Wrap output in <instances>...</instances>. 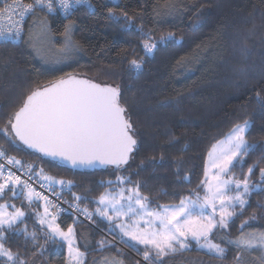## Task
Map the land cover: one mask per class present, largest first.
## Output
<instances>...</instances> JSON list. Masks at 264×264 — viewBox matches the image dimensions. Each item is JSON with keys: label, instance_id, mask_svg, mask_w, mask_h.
I'll use <instances>...</instances> for the list:
<instances>
[{"label": "trees", "instance_id": "trees-1", "mask_svg": "<svg viewBox=\"0 0 264 264\" xmlns=\"http://www.w3.org/2000/svg\"><path fill=\"white\" fill-rule=\"evenodd\" d=\"M6 1L0 0V7ZM90 3L92 7L78 6L67 18L35 8L27 15L20 38L0 41V129L33 88L67 73L77 74L120 89L121 103L137 140L128 163L120 168H72L32 151L18 139L10 142L3 131L0 148L7 156L21 160L25 167L18 168L33 179L43 182L48 176L65 181L63 185L50 183V187L78 211L87 208L93 212L90 222L68 212L57 214L62 228L73 226L77 245L84 253L83 264H146L143 248L138 252L122 242L108 221L95 213L99 196L107 190L136 187L156 209L201 193L209 150L245 119L251 122L245 138L256 148L244 156L242 163L235 162L229 174L243 179L255 166L249 179L253 185L264 186L259 172L264 167V106L257 99V93L264 97V0ZM110 9L120 17L127 12L133 25L123 27V19L116 23ZM38 19L47 20L57 37L56 44H60L65 26H73L72 37L79 53L68 64L55 62L54 67H48L34 56L28 34L30 22ZM140 25L144 32L151 30L153 37L172 32L175 39L161 43L152 55H145L142 44L146 37L141 35ZM133 59L141 61V69L130 68ZM118 177L125 178L124 182ZM17 192L12 197L6 190L0 203H7L9 212L21 209L25 216L4 231L5 238L0 242L17 256V264L20 260L26 264H68L65 243L48 240L47 226L40 224L37 213L42 214L45 201L33 198L29 202L26 190L21 192L19 186ZM75 196L87 199L76 200ZM248 201L243 213L224 232L231 238L239 235L241 222L253 216L255 220L246 228L264 230V191L254 190ZM102 240L112 243L101 246ZM219 241L226 249L222 258L191 241L186 250L163 257V264H212L208 262L211 259L218 264H239V253H243L245 264H260L251 257L252 251L241 252L225 240ZM107 254L112 257L108 259ZM103 255V262L96 260ZM5 261L0 257V264Z\"/></svg>", "mask_w": 264, "mask_h": 264}, {"label": "snow or ice", "instance_id": "snow-or-ice-1", "mask_svg": "<svg viewBox=\"0 0 264 264\" xmlns=\"http://www.w3.org/2000/svg\"><path fill=\"white\" fill-rule=\"evenodd\" d=\"M37 5L46 8L48 13H55L58 5L65 18L72 15L78 5L92 7L90 0H56V3L54 0H34V3L18 5L21 9L20 20L12 21L11 26L7 28L0 26V41L8 42L20 38L24 16L33 14ZM10 10L11 5H8L0 9V15ZM109 13L116 23L123 19L125 28L134 23L127 12H124L122 17L116 16L111 9ZM71 27L70 24L66 25L63 35L66 43L75 44L70 36ZM139 30L141 35L146 37L142 50L148 56L152 55L161 43L175 39L172 32L156 38L151 35V30L144 32L143 25L139 26ZM49 34L50 29L46 24L43 25L41 35ZM141 67V61H130V68L139 70ZM257 99L264 106V97L257 93ZM250 128L251 122L245 119L242 123L235 124L225 139L213 146L209 153L210 168H205V179L201 181L205 190L203 198L197 193L195 200L184 198L177 205H160L158 210L148 211V197L142 196L138 188L129 190L135 198L133 195L125 197L124 189H121L118 193L101 194L98 203L102 207L96 208L95 213L110 222V229H118L121 241L129 247L140 252L138 246L142 245V256L146 264H163V257L189 248L190 240H194L198 247L206 248L222 258L226 249L215 243L214 237L225 240L241 252L264 251V230L244 231V228L249 227L255 220V216L241 222L240 233L234 239L218 235V232L229 228L238 214L243 213L249 203L246 197L256 189L264 191V186L253 185L249 179L255 166L248 169V175L243 179L224 178L235 166V162L242 163L244 156L255 150L256 145L250 144L245 138ZM0 131H3L12 143L18 139L29 148L69 160L74 166L99 162L120 168L128 163L130 154L137 145L134 126L127 115L126 107L121 103L120 89L109 84L96 83L92 79L79 78L72 73H67L44 87L33 88L21 105L8 114L7 123ZM0 157H6L9 165L25 167L21 160L7 156L2 148ZM27 167L30 169L31 164ZM4 168L5 165L0 164V177H3V182L0 183V197L6 190L11 191L12 197H16L19 186L21 192L26 190L29 202L33 198L44 200L43 214L37 215L40 216V224L47 226V239L53 243L66 242L69 264H83L84 253L76 247L74 228L69 226L67 231H64L56 223L57 216L49 211L52 202L48 197L35 191L27 180H22L15 172L9 170L5 175ZM210 169H215V173L210 174ZM259 172L264 181V167H260ZM117 179L124 182L125 178ZM58 183L63 185L65 181L60 180ZM67 183L71 184V181ZM232 192L235 194L230 195ZM75 199L87 197L75 196ZM8 207L7 203L0 204V241L5 238L4 231L13 228L17 221L25 216V212L15 208V205H11L15 208L12 212L7 210ZM237 208L240 213H237ZM83 213L89 219L93 215L87 208L83 209ZM122 217H128L131 222L121 220ZM132 217L136 219L133 220ZM32 238L35 240V233ZM99 243L103 246L112 242L102 240ZM0 256L6 257L4 264H17V256L5 248L3 242H0ZM19 264L26 262L20 260ZM117 264L123 262L118 261Z\"/></svg>", "mask_w": 264, "mask_h": 264}, {"label": "rangeland", "instance_id": "rangeland-1", "mask_svg": "<svg viewBox=\"0 0 264 264\" xmlns=\"http://www.w3.org/2000/svg\"><path fill=\"white\" fill-rule=\"evenodd\" d=\"M45 24L50 29L49 24H48L47 20H45V19H41L38 22L36 20H32L30 22V28H29V34H28V43L30 45L31 51H33V54H34V56L37 57V59H39V60L42 61V63H43L44 66L54 67L55 66V62H58V63H63L64 62V64H68V62L70 61V59H72L77 53H79L78 52L79 46L78 47L76 46L78 44L74 41V39L72 37L73 26L70 24L72 26L71 27V31H70V36H71V40L73 42H75V44L66 43L65 42L64 35H62V36L59 37L60 44H56L55 40H56L57 37L55 35H53L51 33V31H50V34L47 35V36H42L41 35L42 27ZM56 65H58V64H56ZM229 132L230 131H228V133ZM227 134L224 137H222L221 139H219L218 141H216L212 145V147L209 150V152L207 154V157H206L205 168L206 167L210 168V157H209V153L212 151L213 146L214 145H217V143L219 141L224 140L225 137L227 136ZM215 171H216L215 169H210V174H214ZM204 172H205V170H204ZM45 177H47V176H45ZM229 177H232V175H230L228 173V175L225 176L224 178L225 179H228ZM204 179H205V176L203 177V180ZM43 182L48 183V181H45V180ZM48 184L50 185V183H48ZM135 188L136 187H132V186H129V187L120 186V187H116V188H114L112 190H107L106 192L107 193H118L121 189H124V196L125 197H127L129 195H133V198H135L134 197V194L131 191H129L130 189H135ZM203 190H204V188H203ZM242 190L243 189L241 187V191ZM198 194H199V197L200 198H203V196L205 195V190L204 191H201V193H198ZM234 194H235V192L230 193V195H234ZM186 198L195 200V199H197V194L194 195V196H192V197H186ZM246 199L248 200V197H246ZM0 204H4V203H0ZM177 204H179V203H175V204L173 203V204H167V205H177ZM44 205H45V203L43 202V206ZM99 207H102V206L99 204ZM153 210H158V209H154V208L148 207V211H153ZM237 210H239V208H237L236 211ZM49 211H50V208H49ZM52 214H54V213H52ZM110 214H111V212H110ZM55 215L57 216V214H55ZM131 219L134 220V219H136V217H132ZM145 219H147V217H145ZM121 220H124L125 222H129V223L131 222V220L128 217H122ZM117 223H119V221H117ZM143 226H144L143 221H141V227H143ZM62 229L64 231H67L68 228H66V229L62 228ZM116 230L119 232L118 229H116ZM252 230H262V229H249V228H244V231L245 232L252 231ZM224 232H225V230H222L221 232H218V235H225L227 237L228 235L226 233H224ZM75 237H76V234H75ZM214 242L221 244V241H219V239H216L215 237H214ZM64 243L66 245L67 263L69 264L68 247H67V243L66 242H64ZM75 244H76V247H78L77 241H75ZM204 249H206V248H204ZM80 251L83 252L81 249H80ZM242 254L243 253H239V258H241V261H239V264H245L243 262V259H242V257H244ZM0 257H3V256H0ZM106 257H108V259H110L112 256L109 255V254H107ZM251 257L257 263L259 262L260 264H264V251H262V250H254V251L251 252ZM4 258L6 259V257H4ZM83 260H84V256H83ZM96 260H99V261H102L103 262L105 260V257L103 255L101 257H98ZM208 262H211L212 264H218V262L213 261L212 259L211 260H208ZM107 263H109V262H107Z\"/></svg>", "mask_w": 264, "mask_h": 264}, {"label": "built area", "instance_id": "built-area-1", "mask_svg": "<svg viewBox=\"0 0 264 264\" xmlns=\"http://www.w3.org/2000/svg\"><path fill=\"white\" fill-rule=\"evenodd\" d=\"M29 3H34V0H30V1L15 0V2L14 0H7L3 4V6L0 7V9H4L6 6L11 5L12 10L5 12L3 15H0V26L7 28L11 26L12 21L20 20L19 12L21 9L18 7V5H24V4H29ZM54 3H56V0H54ZM78 6H81V5H78ZM78 6H76V8ZM35 8H44V7L37 5L35 6ZM54 14H60L61 16L65 17L63 13L59 11L58 5H57V11ZM27 15L24 16L23 21H22V31H23V25H24ZM0 164L5 165V168H4L5 175H7V172L9 170L15 172V174L20 176L22 180H27L28 183L32 186V188L35 189V191L41 192L44 196L48 197V199L52 202V206L50 207V211L52 213L58 214L60 212H68V213L73 214L75 217L81 218L82 220L86 222H90L89 218L85 216L83 212L78 211L75 205H70L64 202L61 199L58 192L53 191L48 183L40 182V181L33 179L25 171L20 170L18 166L15 164L9 165L6 157H0ZM2 182H3V177H0V183Z\"/></svg>", "mask_w": 264, "mask_h": 264}, {"label": "water", "instance_id": "water-1", "mask_svg": "<svg viewBox=\"0 0 264 264\" xmlns=\"http://www.w3.org/2000/svg\"><path fill=\"white\" fill-rule=\"evenodd\" d=\"M74 75H77V74H74ZM79 78H86L84 76H80V75H77ZM86 79H89V78H86ZM94 81V80H93ZM96 83H99L97 81H94ZM44 87V86H43ZM21 142V141H20ZM22 143V142H21ZM23 144V143H22ZM27 146V145H25ZM28 147V146H27ZM29 148V147H28ZM31 149L32 151L36 152V153H40L42 155H44L45 157L51 159V160H55L57 162H60L66 166H69V167H72V168H104L106 166H109V165H104V164H100L99 162H96L95 164L93 165H73L69 160H66V159H63V158H60V157H53V156H50V155H46L45 153H42L40 151H38L37 149H33V148H29ZM131 155V154H130ZM111 166V165H110Z\"/></svg>", "mask_w": 264, "mask_h": 264}, {"label": "crops", "instance_id": "crops-1", "mask_svg": "<svg viewBox=\"0 0 264 264\" xmlns=\"http://www.w3.org/2000/svg\"><path fill=\"white\" fill-rule=\"evenodd\" d=\"M48 177V176H47ZM46 179V178H45ZM46 181H48V183H55V184H59V185H61L60 183H58V181H60V180H58V179H51V180H49V179H46ZM26 195V194H25ZM27 197V196H26ZM45 206V205H44ZM44 206H43V211H44ZM98 207H99V203H98ZM149 207L150 208H153V207H151L150 205H149ZM154 209H156V208H154ZM42 214H43V212H42ZM104 218V217H103ZM104 219H106V218H104ZM107 220V219H106ZM108 221V220H107ZM56 222H57V220H56ZM108 223H109V221H108ZM110 224V223H109ZM109 226V225H108ZM113 231V230H112ZM113 232H115L116 234H118V231L117 230H115V231H113ZM119 235V234H118ZM119 237H120V235H119ZM191 241H194V240H190L189 241V244H190V246H191ZM195 242V241H194ZM139 248H143V246L142 245H140V246H138ZM201 248V247H200ZM111 255V254H110Z\"/></svg>", "mask_w": 264, "mask_h": 264}]
</instances>
